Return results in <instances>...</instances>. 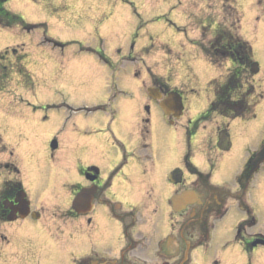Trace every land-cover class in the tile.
Returning <instances> with one entry per match:
<instances>
[{"label": "flooded vegetation", "instance_id": "flooded-vegetation-1", "mask_svg": "<svg viewBox=\"0 0 264 264\" xmlns=\"http://www.w3.org/2000/svg\"><path fill=\"white\" fill-rule=\"evenodd\" d=\"M256 20L228 7L203 34L213 40L198 45L234 59L239 48L226 43L256 36ZM241 62L236 69L248 71ZM14 71L0 60L2 93L23 86ZM128 77L105 68L75 73L82 94L71 162L56 160L52 140L53 160H43L30 146L40 138L33 133L39 122H26L13 100L0 105V264H252V253L264 248V181L256 180L264 163L252 170L264 143L255 123L263 107L248 93L238 98L254 76L242 83L235 108L195 115L188 96L151 76L148 88L162 98L179 91L185 109L166 115L147 91L136 118Z\"/></svg>", "mask_w": 264, "mask_h": 264}, {"label": "rangeland", "instance_id": "rangeland-1", "mask_svg": "<svg viewBox=\"0 0 264 264\" xmlns=\"http://www.w3.org/2000/svg\"><path fill=\"white\" fill-rule=\"evenodd\" d=\"M230 3L241 14L257 18L256 36L249 32L248 37L264 78V11L258 0H9L6 9L24 23L0 27V52L14 49L12 59L24 54L25 71L17 76L23 84L21 91L15 83L9 92L0 91V105L6 107L5 101L13 100L17 114L26 122H39L33 133L40 138L33 139L30 146L48 162L53 160L48 146L54 138L60 147L56 160L73 159L75 108L82 94L75 87V73L79 71L97 67L114 73L129 72L126 82L132 87L129 104L135 118L144 113V84L150 75H159L188 96L195 115L213 98L210 80L222 74L221 69L206 65L192 70L202 52L198 42L210 32L219 15L225 16ZM130 54L135 59H125ZM100 57L107 62L98 67L94 62ZM223 69L224 74L230 71L226 66ZM246 76L244 79H251ZM253 84L256 86V81ZM261 95L263 108L255 122L258 128H264V91ZM168 127L163 123L162 129ZM256 132L254 129L253 135ZM256 180L264 181V173L260 172ZM226 235L231 237L230 230ZM224 236L221 233V239ZM251 261L264 264V248L255 250Z\"/></svg>", "mask_w": 264, "mask_h": 264}, {"label": "water", "instance_id": "water-1", "mask_svg": "<svg viewBox=\"0 0 264 264\" xmlns=\"http://www.w3.org/2000/svg\"><path fill=\"white\" fill-rule=\"evenodd\" d=\"M259 156H260V159H262V160L264 159V147L262 148Z\"/></svg>", "mask_w": 264, "mask_h": 264}, {"label": "trees", "instance_id": "trees-1", "mask_svg": "<svg viewBox=\"0 0 264 264\" xmlns=\"http://www.w3.org/2000/svg\"><path fill=\"white\" fill-rule=\"evenodd\" d=\"M3 1V0H2Z\"/></svg>", "mask_w": 264, "mask_h": 264}]
</instances>
